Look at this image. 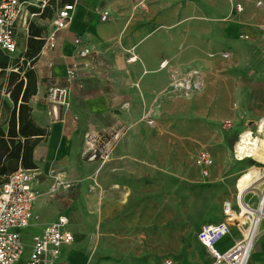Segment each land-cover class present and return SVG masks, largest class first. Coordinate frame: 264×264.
I'll return each instance as SVG.
<instances>
[{"label": "crops", "instance_id": "crops-1", "mask_svg": "<svg viewBox=\"0 0 264 264\" xmlns=\"http://www.w3.org/2000/svg\"><path fill=\"white\" fill-rule=\"evenodd\" d=\"M37 1L26 0L22 9L28 22L38 15H30L34 12L29 7ZM101 10L108 12L109 21H100ZM50 19L44 36L54 30ZM75 36L94 47L95 69L91 72L80 65L77 75L68 79ZM128 50L136 56L132 61ZM224 51L230 52L229 57H223ZM34 66L37 91L29 100L31 116L48 132L33 149L37 198L32 212L48 214L43 228L58 214L68 217L60 211L59 199L46 205L44 195L54 179L78 181L74 180L79 175L74 161L79 153L83 157L87 132L120 129L102 167L117 165L115 174L124 183L126 177L135 179L150 174L149 154L153 148L156 152L158 146H173L171 128L166 129L163 141L158 123L150 128L143 120L146 115L172 113L177 101L183 103L180 97L195 95L194 102L201 113L210 107V114H206L210 123L228 121L232 128L245 129L251 124L257 128L264 118V0H75L70 23L55 30L54 46L44 45ZM192 72L199 75V88L189 91L185 78ZM55 85L69 88V106L60 111L58 120L51 121L46 114L45 95ZM135 145L140 147V153L132 152ZM165 149L156 160L162 162L159 164L165 172L161 174L168 176L170 168L163 162ZM177 168L181 169V165ZM59 189L67 194L66 188ZM232 217L242 222L235 212ZM219 221L218 217L201 223ZM244 228V224H229V234L217 241L216 249H228L240 239ZM255 228L247 264H264V217ZM123 242L126 247V241L119 237L121 249ZM197 250H204L209 257L200 255L199 261L217 264L198 241L189 253ZM193 259L189 255L187 264H192ZM172 261L166 259L165 264Z\"/></svg>", "mask_w": 264, "mask_h": 264}, {"label": "rangeland", "instance_id": "rangeland-1", "mask_svg": "<svg viewBox=\"0 0 264 264\" xmlns=\"http://www.w3.org/2000/svg\"><path fill=\"white\" fill-rule=\"evenodd\" d=\"M52 1V4L59 2ZM43 3L47 4V0L33 2L29 7ZM47 15L48 12L45 17L37 15L30 19L43 28V34L49 18ZM27 22L24 9L16 34L18 47L13 53V58L18 57L19 62L25 50ZM222 54L226 58L230 52ZM10 69L16 70L15 65L11 64L4 73L0 72V124L4 123L7 115L2 102L11 105L6 86V73ZM194 96L180 97L183 103L177 101L172 113L156 117L146 115L144 118L150 128L158 123L163 141L167 128H171L174 135L173 146H158L156 152L153 148V153L149 154L152 159L150 174L135 179L126 177V181L120 183L119 175L115 174L117 165L102 167L100 161H85L79 153L74 161L79 171L74 180H78L79 185L66 188L65 195L59 189L62 186L54 190L51 189L53 183L49 186L44 203L49 205L60 200V211L70 219L66 228L74 236L71 244L60 247L59 261L63 264H165L166 259H171L172 264H187L191 255L194 257L192 264H205L206 261H199L200 255L209 258L204 250L189 253L197 242L198 225L218 217L220 221L234 224L236 220L224 214L225 202L230 203V209L236 214L240 211L239 205L247 202L256 207L259 204L264 193V152L259 150L256 156L237 160L234 149L244 130L251 131L262 145L264 124L259 131V124L256 129L254 124L240 129L232 128L228 121L210 123L206 119L210 107L201 113ZM148 120L152 124H147ZM2 126L5 127L4 124ZM163 148H166L163 154L167 155L163 159L164 165L171 169L173 164L168 176L161 174L165 172L162 162L156 160ZM200 150H207L212 161L207 177L199 174L194 163V157ZM132 152L140 153V147L133 146ZM178 164L181 169L177 168ZM253 172H256L255 177H252ZM96 209L99 210L97 213ZM92 211L94 213L91 214ZM47 215L33 213L29 225L19 230L24 244L22 260L29 253L32 237L41 233ZM119 237L127 243L125 247L123 242L124 249L119 248Z\"/></svg>", "mask_w": 264, "mask_h": 264}, {"label": "built area", "instance_id": "built-area-1", "mask_svg": "<svg viewBox=\"0 0 264 264\" xmlns=\"http://www.w3.org/2000/svg\"><path fill=\"white\" fill-rule=\"evenodd\" d=\"M26 0H0V49L8 54L17 51V30L21 18L22 9L25 7ZM46 4L43 3L38 8L42 9ZM240 9V6H236ZM75 0L55 8L50 19L54 30L44 36L48 47L54 46L55 30L66 27L73 16ZM36 13H30L34 15ZM101 22L110 20L108 12H99ZM74 49V61L68 67L67 78L71 79L77 75L78 67L82 65L91 72L95 69L92 55L95 49L92 45L85 43L79 36L72 40ZM43 45V46H44ZM129 60H134L136 56L127 51ZM199 75L196 72L187 74L185 78L187 90L199 88ZM69 88L64 85H55L48 89L45 95L47 105L46 114L51 121H56L60 117V111L69 106ZM148 124H152L150 120ZM120 129L111 132H87L84 135L83 156L88 160H96L101 163L107 158L113 142L118 138ZM194 163L199 168L202 177H207L212 161L207 150H200L194 157ZM37 172L35 169L18 167L9 174L0 186V264H62L59 261L60 247L63 244H71L74 240L73 233L66 228L69 218L66 215L58 214L50 220L40 234L34 235L29 245V253L22 260L24 244L22 242L20 229L29 225L32 218V206L37 198ZM74 182L63 183L60 179H54L51 189L60 186L68 188ZM231 208L229 202L224 203V209ZM264 193L256 207L244 204L240 207L238 215L242 222L236 220V224H244L245 228L241 233L240 239L235 241L225 251H218L215 247L217 241L229 234V223L203 222L199 224L196 231V240L206 248L214 262L224 264H247L250 250L256 237L255 224L264 217ZM236 213V212H235ZM229 216H231L229 214ZM232 217V216H231ZM169 262V261H167Z\"/></svg>", "mask_w": 264, "mask_h": 264}, {"label": "trees", "instance_id": "trees-1", "mask_svg": "<svg viewBox=\"0 0 264 264\" xmlns=\"http://www.w3.org/2000/svg\"><path fill=\"white\" fill-rule=\"evenodd\" d=\"M51 2L53 1L47 0V4L42 9L30 7V10L40 17H45L48 12L47 17L51 18L55 8L71 3L73 0H59L54 4ZM27 33L21 62L18 57L13 58V54L0 49V72L4 73L11 64H14L16 68L6 73L7 96L11 105L7 106L2 102L7 115L3 123L5 127L0 124V186L18 167L36 168L33 161V149L48 134L46 128L40 127L33 120L29 104V100L37 91L34 64L45 43L43 28L28 22Z\"/></svg>", "mask_w": 264, "mask_h": 264}, {"label": "bare ground", "instance_id": "bare-ground-1", "mask_svg": "<svg viewBox=\"0 0 264 264\" xmlns=\"http://www.w3.org/2000/svg\"><path fill=\"white\" fill-rule=\"evenodd\" d=\"M259 131H262L263 129V124H264V118H262L259 121ZM262 145L259 144L252 135L251 131L249 130H244L243 132L240 133L238 140L235 143V149L234 152L236 154V159L237 160H243L246 157H252L256 156L259 150H263L264 152V133L262 136ZM257 138V137H256ZM224 214L226 215H234V212L228 208L225 209Z\"/></svg>", "mask_w": 264, "mask_h": 264}]
</instances>
